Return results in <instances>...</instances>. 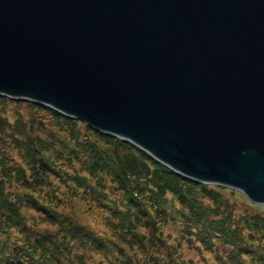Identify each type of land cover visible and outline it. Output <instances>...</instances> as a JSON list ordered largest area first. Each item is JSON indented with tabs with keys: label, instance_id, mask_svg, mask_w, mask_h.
Listing matches in <instances>:
<instances>
[{
	"label": "water",
	"instance_id": "95a60500",
	"mask_svg": "<svg viewBox=\"0 0 264 264\" xmlns=\"http://www.w3.org/2000/svg\"><path fill=\"white\" fill-rule=\"evenodd\" d=\"M0 95L264 206V0H0Z\"/></svg>",
	"mask_w": 264,
	"mask_h": 264
},
{
	"label": "trees",
	"instance_id": "16d2710c",
	"mask_svg": "<svg viewBox=\"0 0 264 264\" xmlns=\"http://www.w3.org/2000/svg\"><path fill=\"white\" fill-rule=\"evenodd\" d=\"M8 103H24L30 117L44 113L47 121H39V129L34 118L28 126L11 125L5 118ZM80 157L83 175L68 169ZM110 191L111 197L117 192L116 200ZM234 193L242 196L176 174L129 142L79 125L49 107L0 95V264H69L71 242L94 246L90 231L69 210L58 211L73 201L104 207L119 236L144 250L152 264H160L161 258L153 257L163 256V247L169 249L170 262L177 254L156 237L160 223L173 224L180 240L199 253L216 255L222 248L228 250L227 264H264V215L256 206V212L238 216L235 203L229 202ZM37 219L52 229H36L32 222Z\"/></svg>",
	"mask_w": 264,
	"mask_h": 264
},
{
	"label": "rangeland",
	"instance_id": "374dc122",
	"mask_svg": "<svg viewBox=\"0 0 264 264\" xmlns=\"http://www.w3.org/2000/svg\"><path fill=\"white\" fill-rule=\"evenodd\" d=\"M29 114V108L26 107L24 103H8L5 108V118L11 125H14V123L17 122L20 125L23 124L24 126H28L30 124V121L34 118L37 119V122L32 123L34 124L35 129H39V121L44 123L47 121H45L47 116L44 113H38V118H36V115H33L34 117H30ZM78 123L79 125L83 124L81 121H78ZM35 124H37V126ZM79 129L82 130L81 127H79ZM11 155L13 156V159H17L14 151L11 152ZM81 160H83L81 157L74 160L72 167H68V169H71L72 171L75 170L80 175H83L82 167L80 165ZM65 163L67 164L66 161ZM68 172L70 171L68 170ZM56 182L57 181H55V183ZM105 183L108 185L109 178L106 179ZM56 186L59 188L61 193L64 192V186L62 184H57ZM233 191L242 195L241 197H236V194L234 193L233 195L235 196L229 201L230 203H235V206L237 208V211L235 213L238 216L242 213V211L245 210L252 214L256 212L258 208H261L258 210L261 211V213L264 215V206L253 204H251L252 207L248 206L250 203L243 196V194L235 190ZM112 193L113 192L111 191L109 192L110 197L111 195H113ZM228 193L229 192H225V194ZM114 195L115 196L111 198L116 200L115 197L118 196L117 192H114ZM168 198L170 199L169 196ZM245 200L249 204L245 203ZM245 204L247 207L244 206ZM63 205L64 208L62 206H59L58 211L61 212L63 210H69L71 212V215L74 216L78 223L85 229L90 231L92 238L96 242L94 246H90V241H87L88 243L85 244L82 243L81 240L77 241V243L75 244L71 242V255L69 257V264H81V262L82 264H152L150 261L151 258L148 257V254L144 252V250H141L137 245L131 243L129 244V240H124V237L122 238L121 236H119V234L122 235L120 233V229L116 230L115 226L109 223V220L113 219V217L110 213L104 210V207H97L94 204L89 206L85 202L78 201L71 202V207H68L67 203H64ZM256 206H258V208H256ZM175 207L177 208V206ZM130 210L133 211L132 208ZM113 222H115V219L113 220ZM32 223L35 225L33 226L36 229H40L42 231H45V229H52L51 223L49 224L42 220H38V222L33 221ZM160 224V226H156V237L162 240L161 243L165 244L169 248L174 249L177 253L173 256V261L171 260L170 262L169 258L166 257V253L169 249H165L163 247V252H165V254L163 256L154 254L155 256L153 257L154 259L161 258L160 264H227V260L225 259L226 254H228L227 249H217V251H219L220 253L216 255L212 252L204 250L199 253L196 248L190 247L186 243V241L182 242L180 240L181 238L179 237V234H177L178 232L173 227V224ZM139 229L142 234H147L146 227H140ZM12 234L14 237L19 235V233L15 230L12 231ZM178 251H180L179 256ZM263 253L264 251L261 255H263ZM149 254L150 256H153L151 252ZM77 256L79 258H76Z\"/></svg>",
	"mask_w": 264,
	"mask_h": 264
}]
</instances>
